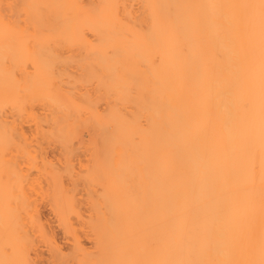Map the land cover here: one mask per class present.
<instances>
[{"label": "bare ground", "instance_id": "obj_1", "mask_svg": "<svg viewBox=\"0 0 264 264\" xmlns=\"http://www.w3.org/2000/svg\"><path fill=\"white\" fill-rule=\"evenodd\" d=\"M0 264H264V0H0Z\"/></svg>", "mask_w": 264, "mask_h": 264}, {"label": "rangeland", "instance_id": "obj_2", "mask_svg": "<svg viewBox=\"0 0 264 264\" xmlns=\"http://www.w3.org/2000/svg\"><path fill=\"white\" fill-rule=\"evenodd\" d=\"M42 211H43L44 215L47 214V210L45 208H42ZM58 236H59V234H58Z\"/></svg>", "mask_w": 264, "mask_h": 264}]
</instances>
